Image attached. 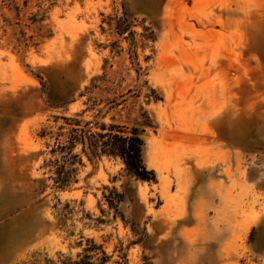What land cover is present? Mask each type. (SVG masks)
Wrapping results in <instances>:
<instances>
[{
  "label": "rangeland",
  "instance_id": "rangeland-1",
  "mask_svg": "<svg viewBox=\"0 0 264 264\" xmlns=\"http://www.w3.org/2000/svg\"><path fill=\"white\" fill-rule=\"evenodd\" d=\"M74 115L137 129L156 183L83 159L55 189L40 133ZM85 239L112 264H264V0H0V264Z\"/></svg>",
  "mask_w": 264,
  "mask_h": 264
},
{
  "label": "trees",
  "instance_id": "trees-1",
  "mask_svg": "<svg viewBox=\"0 0 264 264\" xmlns=\"http://www.w3.org/2000/svg\"><path fill=\"white\" fill-rule=\"evenodd\" d=\"M128 28L116 27V34L121 36ZM78 115L62 118L63 125L56 132L43 129L40 137H48L52 144H47L49 156L45 166L48 169V180L57 190H65L76 182L75 175L78 167L88 163H97L101 159L118 161L131 177L138 181L156 183V175L148 170L143 162V141L137 129H128L115 124L106 125L98 122H83L76 119ZM78 149L77 152L75 150ZM108 195H103L108 210L113 217L122 219L119 205L123 202V195L116 189H105ZM131 231L134 229L131 227ZM101 245L92 239H85L81 252L75 258L64 257L59 254L56 259L48 258L39 253L30 260L20 264H112Z\"/></svg>",
  "mask_w": 264,
  "mask_h": 264
}]
</instances>
